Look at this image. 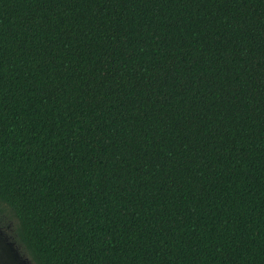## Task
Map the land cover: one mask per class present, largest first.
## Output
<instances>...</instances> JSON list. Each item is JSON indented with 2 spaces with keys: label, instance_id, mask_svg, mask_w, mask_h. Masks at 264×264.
I'll return each instance as SVG.
<instances>
[{
  "label": "trees",
  "instance_id": "trees-1",
  "mask_svg": "<svg viewBox=\"0 0 264 264\" xmlns=\"http://www.w3.org/2000/svg\"><path fill=\"white\" fill-rule=\"evenodd\" d=\"M0 202L35 264H264V0H0Z\"/></svg>",
  "mask_w": 264,
  "mask_h": 264
},
{
  "label": "flooded vegetation",
  "instance_id": "flooded-vegetation-1",
  "mask_svg": "<svg viewBox=\"0 0 264 264\" xmlns=\"http://www.w3.org/2000/svg\"><path fill=\"white\" fill-rule=\"evenodd\" d=\"M0 264H35L20 241L16 221L8 208L0 202Z\"/></svg>",
  "mask_w": 264,
  "mask_h": 264
}]
</instances>
